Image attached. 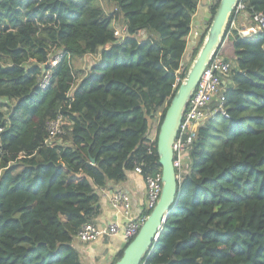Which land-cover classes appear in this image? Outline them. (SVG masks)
I'll return each instance as SVG.
<instances>
[{"label": "trees", "instance_id": "obj_1", "mask_svg": "<svg viewBox=\"0 0 264 264\" xmlns=\"http://www.w3.org/2000/svg\"><path fill=\"white\" fill-rule=\"evenodd\" d=\"M239 1L264 16V0ZM198 3L0 0V264H83L74 240L101 213L103 188L137 166L143 179L161 172L159 125L219 0L184 62ZM231 17L219 48L232 63L227 116L197 126L175 205L140 264H264V31L242 36Z\"/></svg>", "mask_w": 264, "mask_h": 264}, {"label": "built area", "instance_id": "obj_2", "mask_svg": "<svg viewBox=\"0 0 264 264\" xmlns=\"http://www.w3.org/2000/svg\"><path fill=\"white\" fill-rule=\"evenodd\" d=\"M231 21L229 30L236 29L242 36H249L256 34L258 31H264V16L261 13H256L249 17L245 13V5L239 1L235 5L231 14ZM230 18V17H229ZM242 20L243 25L237 27L238 22ZM229 21V20H228ZM115 34L121 36L120 29L116 28ZM195 32V36H197ZM191 33L188 37L190 41ZM228 33L225 34V40ZM224 40V42H225ZM223 42V44H224ZM222 44V45H223ZM218 49L208 62L205 70L201 74V77L192 92L188 102L184 108L181 123L179 125L178 132L174 139L173 145V165L176 171L177 179L185 173V159L187 146L192 142L197 126L205 121L207 118L213 116L216 112H221L224 116H227L225 109L222 106L223 96L220 94L221 89L229 81V74L232 67V63L227 60ZM52 56V55H51ZM60 59L59 54L55 53L49 60L47 65L53 66ZM48 73L44 74L41 81L40 87H45L48 84ZM181 81L179 76L175 78V85ZM214 100L218 101V104L211 109V104ZM62 118L58 117L52 120L48 124L49 136L46 139L48 143L51 141L57 133L60 132V125ZM135 172L141 173V167L137 166L134 169ZM144 182L146 186V210L145 214H142L136 218H129L127 221L120 226L118 223H110L105 228L98 227L94 222H88L84 224L76 234V239L80 242H90L97 239L104 233L108 236L121 232L122 238L125 243H128L139 231L140 227L145 222L149 212L155 206L159 200L162 179L161 172L155 175L145 174ZM128 196L125 191L117 190L110 197V203L114 208L118 210L122 209L127 211L128 208Z\"/></svg>", "mask_w": 264, "mask_h": 264}, {"label": "water", "instance_id": "obj_3", "mask_svg": "<svg viewBox=\"0 0 264 264\" xmlns=\"http://www.w3.org/2000/svg\"><path fill=\"white\" fill-rule=\"evenodd\" d=\"M237 2L238 0H219L205 39L170 100L159 125L156 141L162 179L159 200L149 212L137 234L126 244L121 257L114 264H140L160 234L164 221L175 205L177 176L173 165L174 139L188 99L211 57L225 40L228 20Z\"/></svg>", "mask_w": 264, "mask_h": 264}, {"label": "crops", "instance_id": "obj_4", "mask_svg": "<svg viewBox=\"0 0 264 264\" xmlns=\"http://www.w3.org/2000/svg\"><path fill=\"white\" fill-rule=\"evenodd\" d=\"M213 0H199L197 9L192 16V28L190 41L185 51L183 61H187L190 58L193 48L196 45V41L200 34L207 27V22L210 16L209 6ZM243 21L240 20L237 24V27H241ZM197 32V36H195ZM155 130V129H154ZM153 130V131H154ZM154 132L149 133V136H152ZM186 164V163H185ZM187 166L185 165V170ZM117 190H123L128 196V208L127 211L118 208H114L110 203V197ZM100 206L101 213L95 219L94 223L102 228H105L110 223H118L122 226L127 219L136 218L147 212L146 210V186L143 177L136 172H129L125 181L121 183H109L101 191L100 196ZM75 248L79 251L80 258L83 264H95L97 261L100 264L108 262L109 264L117 251L125 244L121 232L108 236L103 234L97 239L90 242H80L77 241L74 243Z\"/></svg>", "mask_w": 264, "mask_h": 264}, {"label": "rangeland", "instance_id": "obj_5", "mask_svg": "<svg viewBox=\"0 0 264 264\" xmlns=\"http://www.w3.org/2000/svg\"><path fill=\"white\" fill-rule=\"evenodd\" d=\"M118 27V26H117ZM52 54V56L54 55V51L51 53ZM223 55V54H222ZM51 56V57H52ZM224 57H226L225 55H223ZM93 59V56L92 55H86L84 58H83V60L82 61H80V63H82V66L83 67H86V66H88V64H90V60H92ZM158 122V119H156V123ZM156 126H157V124H156ZM154 132V134L152 135V136H155L156 135V131L154 130L153 131ZM75 242H76V239L74 240ZM78 241V240H77ZM108 262H104V264H107ZM95 264H100V263H98L97 261H95Z\"/></svg>", "mask_w": 264, "mask_h": 264}]
</instances>
